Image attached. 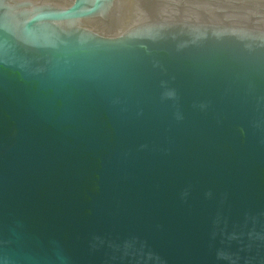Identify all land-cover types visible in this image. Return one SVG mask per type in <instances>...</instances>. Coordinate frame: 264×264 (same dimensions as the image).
I'll list each match as a JSON object with an SVG mask.
<instances>
[{
  "label": "water",
  "instance_id": "water-1",
  "mask_svg": "<svg viewBox=\"0 0 264 264\" xmlns=\"http://www.w3.org/2000/svg\"><path fill=\"white\" fill-rule=\"evenodd\" d=\"M0 264H264V0H0Z\"/></svg>",
  "mask_w": 264,
  "mask_h": 264
}]
</instances>
